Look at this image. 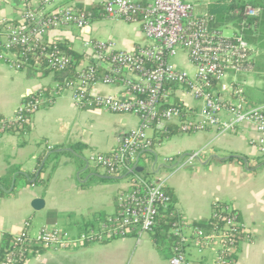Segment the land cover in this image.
Returning a JSON list of instances; mask_svg holds the SVG:
<instances>
[{"label": "crops", "instance_id": "obj_1", "mask_svg": "<svg viewBox=\"0 0 264 264\" xmlns=\"http://www.w3.org/2000/svg\"><path fill=\"white\" fill-rule=\"evenodd\" d=\"M103 1L54 0L44 10L49 12L66 5L90 7L94 3L102 5ZM189 1L194 4L196 14L203 15L210 14L226 0ZM17 2L0 0V20L17 17L18 9H22ZM28 2L34 6L37 4L36 0ZM89 26L86 32L74 25L61 26L49 30L42 39L45 42L68 40L78 52H81V42L85 38L111 41L116 50L128 52L152 42L144 34L140 22L99 14ZM226 30L230 31L228 34L235 32L225 28V34ZM250 39L248 42L253 47L256 70L239 75L237 79L245 89L249 104L260 105L264 104V61L259 58L261 54L264 56V30L254 32ZM84 54L86 61L83 65L96 57L90 52ZM173 63L191 78L196 77V67L185 52L174 58ZM101 64L112 71L110 64ZM135 80L136 76L125 69L115 83L97 82L91 93L132 99L134 94L129 83ZM53 84V74L45 78L29 77L26 71L12 70L0 62V114L13 116L25 96ZM228 98L227 94L223 95V99ZM174 100L185 106L189 120L201 119L203 102L184 85L172 87L171 101ZM140 125V117L132 113H111L98 107L79 108L71 93L67 92L53 105L34 113L31 130L25 136L19 137L11 132L0 134V177L9 168L8 160L19 167L13 176L16 193L0 200V243L3 234L20 232L27 220H31V234L36 236L44 226L77 232L84 229L82 226L95 214L104 217L113 214L117 210V191L124 186L128 172L110 176L103 168L89 163L88 158L92 153H107L117 148L128 133ZM160 130L161 127H153L149 133L154 136L155 131ZM258 137L254 124L244 122L223 134L215 128L181 132L138 156L139 166L145 168L143 174L150 179L170 176L167 187L176 198V212L189 222L205 225L216 201L231 203L239 211L254 234L253 241L241 245L240 264H259L264 259V165L253 169L259 164L254 160L253 167L248 164V158L263 155ZM71 144H83L85 147L75 151L69 147ZM203 148L200 159L188 162L192 152ZM61 149H64L62 152H71L69 149H72L75 157L63 154L55 158L42 173L46 185L33 184L29 173L36 171L39 158L62 153L57 151ZM170 156L176 158L175 163L163 162L164 157ZM243 158L247 164L241 165L239 159ZM148 162L151 165L146 168L144 163ZM36 198L45 200L40 210L33 207ZM173 246L165 244L160 248L150 233L141 239L124 237L69 251L41 249L39 254L29 257L23 264H170ZM196 257L193 256L202 264L204 258Z\"/></svg>", "mask_w": 264, "mask_h": 264}, {"label": "built area", "instance_id": "obj_2", "mask_svg": "<svg viewBox=\"0 0 264 264\" xmlns=\"http://www.w3.org/2000/svg\"><path fill=\"white\" fill-rule=\"evenodd\" d=\"M16 1L22 5L17 17L0 20V62L15 71H25L33 60L45 61L48 68L59 71L72 65L71 55L65 54L56 42H45L42 37L51 29L66 25L83 31L94 20V13L88 7L74 5L44 10L54 0H36V6L28 0ZM102 5L101 14L106 17L140 22L152 42L128 52L116 50L111 41L83 39L81 53L90 52L98 57L100 64H110L111 73L100 76L95 66L82 64L76 79L54 81L49 90L42 88L25 96L13 116L2 118L0 114V129L7 128L3 124L6 120H29L30 115L53 105L67 92L79 108L98 107L111 113L138 115L141 125L131 130L117 148L107 153H92L88 158L89 163L103 168L108 175L118 176L135 167L141 152L157 145L149 133L153 127L181 120V108L171 104V86L182 84L203 102L201 119L186 117L181 126L183 132L215 128L223 134L251 122L264 155V104L250 105L237 79L256 70L253 47L244 37V26L237 33L225 34L211 26L210 14H196L189 0H104ZM260 13L259 7L247 5L245 8L246 16L257 17ZM181 52L196 67L195 78L173 63ZM125 69L136 76L129 83L134 98L91 93L97 82L115 83ZM224 94L229 98L223 99ZM166 103L170 105L161 109ZM203 151L204 148L192 152L188 162L200 159ZM175 161L172 156L163 158L167 164ZM169 178L155 180L132 172L117 191V210L77 232L44 226L33 236L31 220H27L23 229L13 235L0 264L24 263L41 249L69 251L118 238H143L153 231L161 211L168 210L172 198L167 189ZM169 234L175 238L170 264H201L193 256L204 258L206 250L214 253L216 264H240L241 245L254 240L239 211L231 203L219 201L213 203L205 225L191 223L180 215Z\"/></svg>", "mask_w": 264, "mask_h": 264}, {"label": "trees", "instance_id": "obj_3", "mask_svg": "<svg viewBox=\"0 0 264 264\" xmlns=\"http://www.w3.org/2000/svg\"><path fill=\"white\" fill-rule=\"evenodd\" d=\"M247 5H251L253 7L261 8V13L257 17H249L245 15V8ZM103 5L98 3L92 4L88 7V10H91L94 13V20L99 17V14L102 12ZM210 15L212 16L213 20L211 22V26L215 29H219L223 31L225 28H231L235 30V32H239L243 26L245 27L243 30L244 37L247 41L250 42V36L254 34V32L264 30V0H226L225 3L222 5L215 7L211 12ZM226 25V26H225ZM228 25V26H227ZM254 26V28H252ZM255 30V31H252ZM56 44L60 49L64 51L65 54L71 55L73 57V64L68 66L65 70L59 71L48 68L45 61H36L33 60L31 64L27 66L25 71L27 72L29 77H40L45 78L50 74H53L54 81L63 82L65 80H74L77 78L79 73V67L86 61V57L84 53L78 52L73 48L68 40H58ZM89 63L96 67L97 74L100 76L106 75L111 73L108 71L106 67L100 63H95L89 61ZM120 77L117 78V80ZM116 80V81H117ZM175 84H172L171 88ZM50 86L43 87L46 90H49ZM171 104L176 105L181 108L182 110V118L178 122H169L162 124L160 131H155L153 140L155 143H162L165 140L170 139L175 134L181 133L182 131V124L186 120L187 117V109L185 106L178 101L174 100L171 101ZM170 103L163 104L160 108H165L169 106ZM33 115H30L29 120L25 122H11L6 120L3 124L7 125V128L0 129V134L5 132H11L17 134L19 137L25 136L31 130V122ZM1 117L5 118V116L1 115ZM157 130V129H156ZM192 130H189L185 133H192ZM69 147L73 148L75 151H80L82 148L85 147L83 144H71ZM68 155L75 157L71 152H62V153H51L46 158L44 156L39 158L37 169L35 172L29 173L30 178H32L33 184H44L46 185L45 180L42 178V173L47 170L50 163L57 157L61 155ZM230 160H234L231 158ZM241 165H244L245 162L243 159H239ZM253 160L256 161V164H260L264 161V155L257 157V158H248L249 167H253ZM9 168L4 176L0 177V200L4 197L10 196L13 193H16L15 186L12 189V182L13 176L16 172L19 171V167L11 164L10 160H8ZM145 177L148 175L141 173ZM21 177V176H20ZM168 189V188H167ZM169 193L171 194V202L168 205V210L161 211L158 219V223L154 227L151 235L153 240L158 244L161 248L165 246V244L171 246L174 244L175 238L169 234L170 228L172 227L173 223L177 221L180 215L176 212V208L174 203H176V198L173 196L172 190L169 189ZM103 215L95 214L94 217L88 221V223L82 227H87L89 225H94L96 220L102 219ZM76 225H80V223H76ZM81 227V228H82ZM13 239V235L11 234H3L2 241L0 243V258L4 256V254L9 249L11 240ZM23 264V263H21Z\"/></svg>", "mask_w": 264, "mask_h": 264}, {"label": "water", "instance_id": "obj_4", "mask_svg": "<svg viewBox=\"0 0 264 264\" xmlns=\"http://www.w3.org/2000/svg\"><path fill=\"white\" fill-rule=\"evenodd\" d=\"M78 30L81 31L80 28H78L77 26H75ZM90 28V26H87L84 31L86 32L87 29ZM92 61L95 62V63H99V59L98 57H94L92 58ZM71 152H73L72 149H69ZM58 152H62L64 151V149H61V150H57ZM74 153V152H73ZM243 160L245 161V163L247 164V160L245 158H243ZM264 165V162H262L261 164L255 166L253 169H257V168H260L261 166ZM247 169H250L248 167H246ZM145 171V168L142 167V166H139V159H137V162H136V165L135 167L130 171L128 172L127 175L131 174L132 172H137V173H143ZM117 179H122V177H116ZM15 186V177L13 178V183H12V189L14 188ZM45 205V200L43 198H36L34 201H33V207L35 210H40L41 208H43Z\"/></svg>", "mask_w": 264, "mask_h": 264}, {"label": "rangeland", "instance_id": "obj_5", "mask_svg": "<svg viewBox=\"0 0 264 264\" xmlns=\"http://www.w3.org/2000/svg\"><path fill=\"white\" fill-rule=\"evenodd\" d=\"M230 31L226 30V33L228 34ZM260 61L263 62L264 61V56L263 54L260 55ZM143 164V162H142ZM144 165L146 166V168H149V166L151 165L149 162L148 163H144ZM245 254V253H244ZM243 255V254H242ZM204 261L202 264H216L215 262V255L212 251H205L204 252ZM200 259V256H197ZM196 257V258H197ZM259 264H264V259H262V261Z\"/></svg>", "mask_w": 264, "mask_h": 264}]
</instances>
